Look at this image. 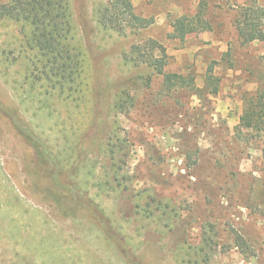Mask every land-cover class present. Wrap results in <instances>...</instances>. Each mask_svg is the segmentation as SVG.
I'll list each match as a JSON object with an SVG mask.
<instances>
[{
  "label": "rangeland",
  "instance_id": "obj_1",
  "mask_svg": "<svg viewBox=\"0 0 264 264\" xmlns=\"http://www.w3.org/2000/svg\"><path fill=\"white\" fill-rule=\"evenodd\" d=\"M70 1L89 83L77 102L47 94L0 20V264H264V128L245 115L264 94V39L235 26L251 0H132L150 22L138 34L99 23L107 0ZM204 8L211 30L171 37ZM149 38L199 88L211 70L218 93L171 95L125 62Z\"/></svg>",
  "mask_w": 264,
  "mask_h": 264
},
{
  "label": "trees",
  "instance_id": "obj_2",
  "mask_svg": "<svg viewBox=\"0 0 264 264\" xmlns=\"http://www.w3.org/2000/svg\"><path fill=\"white\" fill-rule=\"evenodd\" d=\"M206 11L200 9L193 15L185 14L176 18L171 37L185 41L188 34L199 29L211 30V17L205 18ZM9 19L15 22L24 37L25 48L30 64L38 73L37 77L46 82L47 94L65 95L67 99L77 102L83 96V89L89 84L83 79L85 50L74 35L73 10L70 0H7L0 1V20ZM99 23L108 29L121 34L140 33L150 26L146 17L139 15L132 0H107L98 12ZM235 26L245 43L264 39V0H251L240 7L235 19ZM125 62L145 64L150 67L157 78H161L163 89L171 94L189 93L204 96V92L215 95L219 91V79L210 70L206 77L205 87L199 88L193 77H185L178 72H170L167 49L156 39L149 38L142 43L132 45L124 55ZM33 70V71H34ZM87 78V77H86ZM149 77L147 85L150 86ZM122 90V97L115 103L117 112L124 110L129 96ZM54 92V93H53ZM82 92V93H81ZM129 93V92H128ZM245 115L254 118L264 128V94L253 95L246 100ZM50 105L39 107L47 109L51 115ZM75 107H80L76 103ZM28 134V133H27ZM161 209V205L157 206Z\"/></svg>",
  "mask_w": 264,
  "mask_h": 264
}]
</instances>
